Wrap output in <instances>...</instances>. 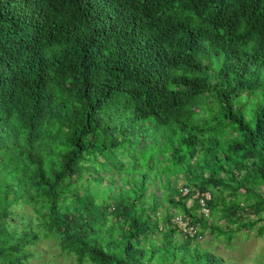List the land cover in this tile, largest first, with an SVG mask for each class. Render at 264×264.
Here are the masks:
<instances>
[{"label":"trees","instance_id":"16d2710c","mask_svg":"<svg viewBox=\"0 0 264 264\" xmlns=\"http://www.w3.org/2000/svg\"><path fill=\"white\" fill-rule=\"evenodd\" d=\"M263 190L264 0H0V264H234Z\"/></svg>","mask_w":264,"mask_h":264},{"label":"rangeland","instance_id":"374dc122","mask_svg":"<svg viewBox=\"0 0 264 264\" xmlns=\"http://www.w3.org/2000/svg\"><path fill=\"white\" fill-rule=\"evenodd\" d=\"M190 202L188 201L187 204L189 205ZM18 209L16 211L23 212V210ZM26 211L31 212L29 209H26ZM204 213L207 214V212ZM18 216L19 214L15 215V217ZM33 219L32 215L29 218L30 224L35 222ZM209 221L222 226L224 224L222 220H217L216 216L209 217ZM24 224L25 222H22V226ZM15 231L12 241H15L17 236H21L18 229ZM22 238L24 240L23 246L34 250V253L28 257L27 264H75V257L67 256L53 238L41 236L33 241V244H30L24 237ZM199 240V249H208V252L220 257L222 263L264 264V234H258L256 227L234 232L228 242L226 236L220 235L217 237L216 234L211 233L207 229ZM23 246L21 245V247ZM0 262L4 263L5 260L0 257ZM23 264L26 263L23 262Z\"/></svg>","mask_w":264,"mask_h":264},{"label":"built area","instance_id":"2783aa9c","mask_svg":"<svg viewBox=\"0 0 264 264\" xmlns=\"http://www.w3.org/2000/svg\"><path fill=\"white\" fill-rule=\"evenodd\" d=\"M182 193H187L188 189L187 188H182L181 189ZM203 196H205V198L209 197L208 193H203ZM204 212H208L206 208L202 207L201 208ZM172 220L178 225L179 229L184 233V234H188V235H193L195 233V229L188 224V219L187 217L182 216L181 214H176ZM197 238H201V235L198 234Z\"/></svg>","mask_w":264,"mask_h":264},{"label":"clouds","instance_id":"9594fccd","mask_svg":"<svg viewBox=\"0 0 264 264\" xmlns=\"http://www.w3.org/2000/svg\"><path fill=\"white\" fill-rule=\"evenodd\" d=\"M182 192V191H181ZM189 192V189L187 191V193ZM187 193H182L183 195L187 194ZM205 193V192H204ZM197 193L194 194V196H196ZM203 194V193H202ZM208 211V210H207ZM176 215V214H175ZM202 237V236H201Z\"/></svg>","mask_w":264,"mask_h":264}]
</instances>
